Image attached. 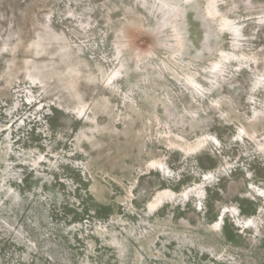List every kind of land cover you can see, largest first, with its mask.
<instances>
[{"label": "rangeland", "instance_id": "obj_1", "mask_svg": "<svg viewBox=\"0 0 264 264\" xmlns=\"http://www.w3.org/2000/svg\"><path fill=\"white\" fill-rule=\"evenodd\" d=\"M0 264H264V0H0Z\"/></svg>", "mask_w": 264, "mask_h": 264}]
</instances>
